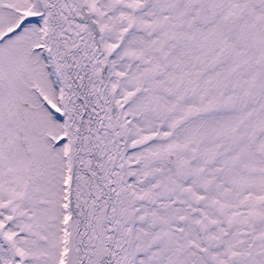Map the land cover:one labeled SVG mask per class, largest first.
I'll return each instance as SVG.
<instances>
[{
  "label": "snow or ice",
  "instance_id": "6c2138e0",
  "mask_svg": "<svg viewBox=\"0 0 264 264\" xmlns=\"http://www.w3.org/2000/svg\"><path fill=\"white\" fill-rule=\"evenodd\" d=\"M0 264H264V0H0Z\"/></svg>",
  "mask_w": 264,
  "mask_h": 264
}]
</instances>
